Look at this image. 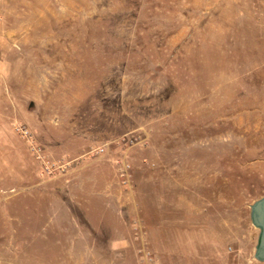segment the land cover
I'll return each instance as SVG.
<instances>
[{
  "label": "rangeland",
  "instance_id": "obj_1",
  "mask_svg": "<svg viewBox=\"0 0 264 264\" xmlns=\"http://www.w3.org/2000/svg\"><path fill=\"white\" fill-rule=\"evenodd\" d=\"M17 121L65 172L43 175ZM0 128V167L15 145L64 199L82 182L120 187L116 161L128 159L134 264L135 216L157 264H260L250 212L264 196V0H0ZM13 186L0 227L8 214L18 230L30 195ZM153 193L158 260L133 208L154 223Z\"/></svg>",
  "mask_w": 264,
  "mask_h": 264
},
{
  "label": "crops",
  "instance_id": "obj_2",
  "mask_svg": "<svg viewBox=\"0 0 264 264\" xmlns=\"http://www.w3.org/2000/svg\"><path fill=\"white\" fill-rule=\"evenodd\" d=\"M2 135L0 133V138ZM2 150H7L10 157L7 159L9 164L2 163L0 175L11 177L9 182L8 178H0V204L10 200L1 197L8 185L21 187L29 193L30 199L25 204L27 215L20 219L23 226L18 230L8 224V214L3 216L0 239L6 240L0 247V264H134L128 259L132 251L125 225L130 213V204L126 200L128 191L82 182L70 200L64 199L52 192L54 185L35 181L34 168L18 161L20 150L15 145L5 144ZM145 188L158 190V183ZM88 190L92 191L90 195ZM131 191L133 197L135 193ZM148 195L156 214L154 223L145 207L137 202L133 208L144 217L158 260V193ZM103 237L107 240L104 244L100 242ZM23 239L24 246L21 244ZM68 239L81 240L88 245V250H72ZM90 239L95 245L89 244Z\"/></svg>",
  "mask_w": 264,
  "mask_h": 264
},
{
  "label": "built area",
  "instance_id": "obj_3",
  "mask_svg": "<svg viewBox=\"0 0 264 264\" xmlns=\"http://www.w3.org/2000/svg\"><path fill=\"white\" fill-rule=\"evenodd\" d=\"M15 133L20 136L28 145L29 151L37 161L41 163L43 175L55 177L67 170L68 162L64 159L54 160L49 158L38 142L34 132L23 122L17 121L13 124ZM93 154H103L104 149H93ZM132 166L126 157L116 161V170L120 179V187L130 192L133 187L130 183ZM131 233L134 243L137 246V257L139 264H157L156 257L147 245V232L143 227L140 217L135 216L132 220Z\"/></svg>",
  "mask_w": 264,
  "mask_h": 264
},
{
  "label": "water",
  "instance_id": "obj_4",
  "mask_svg": "<svg viewBox=\"0 0 264 264\" xmlns=\"http://www.w3.org/2000/svg\"><path fill=\"white\" fill-rule=\"evenodd\" d=\"M250 219L252 225L259 230L254 259L264 264V196L251 205Z\"/></svg>",
  "mask_w": 264,
  "mask_h": 264
}]
</instances>
